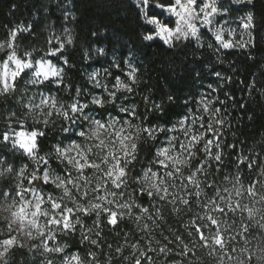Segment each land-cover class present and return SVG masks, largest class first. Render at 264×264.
<instances>
[{"label":"trees","instance_id":"16d2710c","mask_svg":"<svg viewBox=\"0 0 264 264\" xmlns=\"http://www.w3.org/2000/svg\"><path fill=\"white\" fill-rule=\"evenodd\" d=\"M149 2L153 7L148 8V13H159L157 7H154L157 0ZM222 4L224 8L221 10L231 19L245 22L244 18L249 13L255 17L254 28L244 32L240 30V26L237 28L230 39L236 46L229 49L219 48L207 30L200 31L202 35L199 41L195 38L174 41L172 47L160 40H144V35L154 33L148 31L152 27L145 24L144 15L132 0H0V41L6 40L10 33L15 32V43L20 56L25 51H31L38 60L45 56L47 49L57 43L53 37L59 38L61 42L68 36L73 38V43L66 45L63 54H58L59 59L46 57L63 70L60 78H50L51 83L45 81L33 84L30 82V74L21 73L16 81V90L0 95V134L9 133L10 129L43 133L36 138L35 159L14 147L10 141L0 140V193H7L9 200L14 196L19 200L16 192L19 190L18 185H22L24 189L35 188V192L41 193L45 198L51 195L62 206L66 204L74 207L66 197L61 200L63 192L56 189L54 184H46L42 179H30L34 171L40 177L44 171H48L50 174L76 180L79 173L58 156L55 151L57 146L65 149L74 143L89 144V140L79 136V132L88 131L92 118L101 121L116 118L122 123L129 121L133 130L138 125L170 129L188 114L189 109L197 110L201 95L210 98L218 96L225 101L223 105H214L222 108L225 124L221 128L223 164L213 162L212 169L209 170L211 175L205 177L201 174L200 178L208 183L215 181L220 188L226 185L231 188V184L224 180L225 176L231 178L239 174L245 186L250 180L256 183L261 179L260 172L264 167V0H254V4L225 0ZM164 17L161 16L160 19ZM23 29L27 31H21ZM49 39H52V44L47 43ZM209 44L213 46L210 48ZM240 44H245V47H239ZM100 48L104 50L103 54L97 52ZM7 51H0V58L6 60ZM132 68L136 69L137 78L133 92H117L116 98L111 103L106 102L103 107L91 103L94 97H103L106 101L110 99L104 88L98 87L97 83L107 85L110 91H115L113 85L116 78L127 81ZM217 73H220V78ZM209 85L218 91L212 92ZM170 95L173 101L168 100ZM42 98H54L57 107L63 106V109H67L71 103L88 104L84 114L90 119L78 118L75 122L65 120L51 107V102L40 105ZM32 105L40 107L30 111ZM153 105H160L161 110L154 109ZM122 107L129 111L121 112ZM48 112H51L50 116L45 115ZM45 119L47 124L44 123ZM173 135L179 133L157 132L155 140L149 139L146 134L142 137L135 159L127 166L128 187L123 190L125 195L117 198L121 203L135 199L143 207H151L153 204L155 207L161 206L163 202L141 193L139 185L133 180L149 168L163 174L164 169L156 162V152ZM202 156L203 153H200L197 157L201 163ZM238 156L254 160L253 168L248 169L244 165L237 167ZM40 157L44 160H40ZM8 167L13 172H6ZM21 169L25 170L23 177L19 175ZM85 175L92 182L85 186L83 180H76L81 186L79 191L68 185L75 196H80L84 190L88 191V197L81 198L82 203H87L88 199L97 195L92 188L97 184L95 177L102 173L86 169ZM206 191L211 194L210 189ZM31 194V191L25 192V198H29ZM99 194L106 195L103 189H100ZM5 202L0 197V205ZM194 207L196 211H200L199 207ZM135 215L134 209L133 216H124L118 227L107 224L106 215L101 216L100 224L94 223V214L81 216L83 226L78 224L74 231L56 230L49 234L55 235V239L48 242L50 246H62L63 253H44L41 248L33 249L24 243L23 248L9 253L8 264H46V260L62 264L65 257L73 254L88 261L92 259L88 255L90 252L97 254L98 264H107L109 260L111 264H132L131 259H124L126 256L130 257L133 251L128 246L147 239L146 233L140 229V224L144 221L138 224ZM164 215L166 222L153 233L157 238H161V231L170 236L167 231L170 227L185 239H190L184 230L191 218L189 215L176 216L171 213L170 206L164 210ZM227 219L229 224L233 220L237 224L241 222L239 213ZM243 222L248 221L245 219ZM89 229L92 231L89 232ZM82 233L96 239L99 246L91 244L90 239H84ZM251 234L258 236L261 233L254 227L248 235ZM239 242L242 243V240ZM255 243L253 240L252 245ZM117 247H122L124 251L117 253ZM171 247L179 252L176 244ZM175 252L170 254L171 258L154 252L149 255L158 264L162 261L174 264L175 261L185 259ZM199 255V264H214L213 258L205 252L201 251Z\"/></svg>","mask_w":264,"mask_h":264},{"label":"snow or ice","instance_id":"6c2138e0","mask_svg":"<svg viewBox=\"0 0 264 264\" xmlns=\"http://www.w3.org/2000/svg\"><path fill=\"white\" fill-rule=\"evenodd\" d=\"M138 3L149 8L153 7L149 0H138ZM235 3L254 4V0H235ZM154 7L160 8L161 11L151 14L145 12L143 16L145 24L152 26L148 31L154 35H144L143 39L151 41L159 37L165 44L172 47L173 41L190 40V38L199 41L202 33L199 32L196 21H202L206 26L213 25L215 17L220 14V9L224 8V5L218 3V0H157ZM165 13L167 18L160 19ZM244 19L243 27L246 30L254 28L255 17L251 13ZM21 31H27V29ZM213 36L219 48L229 49L236 46L225 38L223 29L213 31ZM52 39H56L57 43L47 49L45 56L38 60L31 51H25L23 56L18 54L15 32L10 33L6 40L0 41V51L8 50L6 60L0 58V95L16 90V81L21 73L30 74L32 76L30 82L33 84L45 81L51 83L50 78L61 77L63 70L46 57L59 59L58 54H63L66 45L73 43V38L68 36L64 42L57 37ZM52 39H49L47 43L52 44ZM212 46L208 45L210 48ZM239 47L243 48L245 44H240ZM97 52L103 54L104 50L100 48ZM10 65L15 66L14 70L10 69ZM216 75L220 78V73ZM127 81L116 78L113 85L115 91H110L107 85L97 83L98 87L104 88L110 99L106 101L103 97H94L91 103L103 107L106 102L111 103L112 99L116 98L117 92H133V85L137 83L136 69L132 68L129 71ZM209 88L212 92L218 91L212 85H209ZM145 99L147 100V97ZM168 100L173 101V97L170 95ZM50 102L51 107L65 120L75 122L78 118L90 119L84 114L88 104L71 103L67 109H63V106L57 107V101L54 98L50 100L42 98L40 105H48ZM216 103L223 105L225 101L220 100L218 96L210 98L201 95L197 102V110L189 109L188 114L170 129L138 125L133 130L129 121H124L127 127L117 128L116 125L120 122L115 119L91 120L88 131H80L79 136L94 141L92 145L73 144L65 149L57 146L55 151L79 173L76 180H83L85 186L92 182L91 178L85 175L86 169L102 173L99 177H95L97 184L92 188L97 195L88 199L87 203H82L81 198H87L89 195L87 190L82 191L80 196H75L68 185H72L79 191L81 186L76 183V180L61 176L52 177L48 171H44L42 177L34 171L30 177L31 181L42 179L46 184H54L56 189L63 192L61 200L66 197L74 207H68L66 204L62 206V203L53 199L51 195L47 202L41 196H36L35 202L27 200L24 193L31 191L35 194L36 190L35 188L24 189L22 185H18L19 190L16 192L19 200L15 196L9 200L7 193H0V197L6 201L0 205V211L6 213L2 220L3 226L0 228V264H8L9 253L25 246L20 239V233H23L28 240L40 239L39 245L32 244L31 247H42L45 253L59 254L64 252L62 246H49L45 243V240L55 239V235H49V233H54L56 230L74 231L76 225H82L81 216L93 214L96 217L95 224H100L101 216L106 215L107 224L118 227L119 221L124 216H133L134 209L136 222L140 224L144 221L140 224V229L146 233L147 239L146 241L138 240L128 246L133 251L130 257L126 256L124 259H131L132 264H158L149 255L153 252L171 258L170 254L175 252V249L171 247L173 244L179 248V252L175 254L185 258L183 261H175L174 264H199L201 251L212 257L214 264H253V261L256 264H264V167L261 168V179L256 183L250 180L247 186L244 185L239 174L231 178L224 177V180L231 184V188L227 185L220 188L216 186L215 181L208 183L207 180L200 178L201 174L205 177L211 175L209 170L212 169L213 162L217 165L223 164L221 128L225 124V119L221 114L222 108L214 106ZM40 105H32L29 110L38 108ZM153 107L161 110L160 105H153ZM120 111L128 112L129 110L122 107ZM45 115L50 116L51 112ZM44 123H48L47 119ZM157 132L179 133V135L171 136L167 145L156 152V162L164 169V172L161 174L149 168L138 178H134L133 182L139 185L141 193L163 203L160 207H155L154 204L151 207H143L135 199L121 203L117 198L125 195L123 190L128 187L127 166L136 157L139 141L145 134L149 139L155 140ZM38 135L43 133L10 129L9 133L0 134V140L10 141L14 147H19L35 159L34 150ZM231 147L234 148L235 145ZM72 152L76 155H71ZM89 153H94V158L89 156ZM200 153H203L202 163L197 160ZM39 159L44 160L43 157ZM237 161V167L244 165L248 169H252L255 164V161L247 156H238ZM5 171L11 173L13 169L8 167ZM24 172L25 170L21 169L19 175L23 177ZM100 189H103L106 195H100ZM206 189H210L211 194ZM202 197L204 199H201ZM245 200L248 202L245 203ZM45 203L47 207H42ZM194 205L199 207L200 211H196ZM169 206L172 214L176 216L185 214L191 217L188 224L184 226L187 237L190 239H185L183 235L170 227L167 229L170 236L165 235L164 231L160 232L161 238L153 234L155 229L161 228L166 222L164 210ZM237 213L241 217V222L237 224L233 220L229 224L227 218L234 217ZM38 217L45 218L44 224L39 222ZM245 219L247 223L243 222ZM254 227L259 229L260 235H248ZM91 231L92 229H89V232ZM96 234L99 235V232ZM82 235L84 239H90L91 244L99 246L96 239H91L83 233ZM241 240L242 243L239 242ZM253 240L256 241L255 245H252ZM115 251L122 253L124 249L117 247ZM88 255L92 259L85 261L78 254H73L65 257L62 264H98L95 252H90ZM46 264H53V261L46 260ZM107 264H111L110 260ZM159 264H166V262L162 261Z\"/></svg>","mask_w":264,"mask_h":264},{"label":"rangeland","instance_id":"374dc122","mask_svg":"<svg viewBox=\"0 0 264 264\" xmlns=\"http://www.w3.org/2000/svg\"><path fill=\"white\" fill-rule=\"evenodd\" d=\"M139 8H140V10H141V12H142V14L144 15V13L145 12H148V6H143V5H140L139 3H138V0H132ZM225 0H218V3H222V2H224ZM229 1H233V2H235V0H229ZM157 9L159 10V11H161V9L160 8H158L157 7ZM227 13L224 11V10H221L220 9V14L219 15H217L216 17H215V20H214V24L213 25H204L203 23H202V21H196V24H197V27H198V29H199V32L201 31V30H207V31H209V33L210 34H212V36H213V31H215V30H218V29H223L224 30V35H225V38L227 39V40H229V41H231L230 39L235 35V32L237 31V28L240 26V30L242 31V32H244V31H246V29L243 27V24L245 23L244 21H242V20H236V19H231V18H229L227 15H226ZM165 17H164V19H166L167 18V13H165V15H164ZM151 26V25H150ZM152 27V26H151ZM209 29H212V30H209ZM229 33H232V34H229ZM154 35V34H153ZM240 36H242V38H243V35L242 34H240ZM214 37V36H213ZM190 39H193V38H190ZM153 40H160V41H162L159 37H155ZM152 41V40H151ZM163 42V41H162ZM174 42V41H173ZM172 42V43H173ZM164 43V42H163ZM167 46H169L168 44H166ZM14 65H10V69L11 70H14ZM42 79V78H41ZM93 119H95V120H98V119H96V118H92L91 120H93ZM113 119H115V120H117L116 118H110L109 120H113ZM91 120H90V122H91ZM118 121V120H117ZM120 122V121H119ZM89 127H90V124H89ZM116 127L117 128H120V127H127V125H125L124 123H122V122H120L119 124H117L116 125ZM170 139V138H169ZM169 139H167L166 140V143L163 145V146H166L167 145V143H168V140ZM89 142V144H87V145H92L93 143H94V141H88ZM75 144V143H74ZM71 145H73V144H71ZM71 145H69V146H71ZM69 146H67L66 148H68ZM162 146V147H163ZM19 148V147H18ZM22 150V149H21ZM23 151V150H22ZM24 152V151H23ZM34 152H35V150H34ZM25 153V152H24ZM26 155H28V156H30L29 154H27V153H25ZM71 155H73V156H75L76 155V153L75 152H72L71 153ZM89 156H92L93 158H94V153H89ZM30 157H32V156H30ZM50 174V173H49ZM50 176H52V177H55V176H61V177H65V178H67L66 176H63V175H57V174H50ZM36 196H41V197H43L44 198V200H45V202H47V199L48 198H45L41 193H39V192H35V194H31L30 195V197L28 198V197H26V199L27 200H30V201H33V202H35V199H36ZM4 204V203H3ZM2 204V205H3ZM42 207H47V204L45 203V205H42ZM38 220H39V222L41 223V224H44V222H45V218L44 217H38ZM2 226H3V221L2 220H0V228H2ZM51 227V226H50ZM50 234V233H49ZM20 235V239H21V241L22 242H24L25 244H27V246H31L32 244H35V245H39L40 244V239H37V240H28L27 239V237L26 236H24L23 235V233H20L19 234ZM49 242V240H45V243H47L49 246H50V244L48 243ZM33 249H35L36 247H32ZM39 248H41L42 249V251L44 252V250H43V248L42 247H39ZM45 253V252H44ZM253 264H256V262L255 261H253Z\"/></svg>","mask_w":264,"mask_h":264},{"label":"clouds","instance_id":"9594fccd","mask_svg":"<svg viewBox=\"0 0 264 264\" xmlns=\"http://www.w3.org/2000/svg\"><path fill=\"white\" fill-rule=\"evenodd\" d=\"M5 215L6 213H4L3 211H0V220H3Z\"/></svg>","mask_w":264,"mask_h":264}]
</instances>
